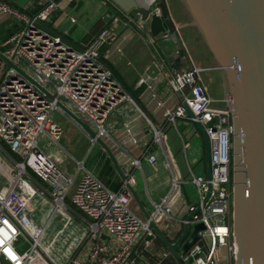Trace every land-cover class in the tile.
Returning a JSON list of instances; mask_svg holds the SVG:
<instances>
[{
    "label": "built area",
    "instance_id": "built-area-1",
    "mask_svg": "<svg viewBox=\"0 0 264 264\" xmlns=\"http://www.w3.org/2000/svg\"><path fill=\"white\" fill-rule=\"evenodd\" d=\"M58 8L56 0H47L38 14L29 17L0 0V17H15L25 25L0 48V53L24 72L14 67L6 70L7 62L0 58V142L14 157L10 161L12 164H6V175L0 178L6 180V183L0 180V264H64L44 246L47 226L38 223L31 209L37 196L49 197L54 214L76 215L87 223V239L92 244L87 259L72 258L65 264H140L139 256L152 247L158 235L150 230L149 221L132 207L134 198L128 189V185L132 186L128 168L123 171L126 178L123 188L114 191L87 170L83 162H77V174L81 173V177L76 181V177L62 170L39 145L40 138L47 136L60 146L62 129L50 119L54 112L65 115L58 101L96 133V137L87 134L92 144L109 135L107 124L120 105L135 102L102 55L104 46L114 39L110 31L102 30L85 46L74 45L66 40V32H54L47 26ZM118 19L114 17L115 22ZM163 37L169 39L170 35L167 33ZM205 71L192 63L172 76H164L172 95L178 98L174 108L165 109L164 120L174 127L178 120L201 125L211 147L210 179L207 175H195L188 166L190 181L198 194L197 204L191 205L188 212L200 210L191 220L183 219L181 223L190 226V234L199 224H203L205 230L198 233V240L188 250L182 251L181 260L183 264H221L224 259L221 250L226 249L231 260L226 264H235L234 126L231 112L213 106L216 101L204 83ZM161 107L163 102L158 103V108ZM148 118L153 142L162 144L163 128ZM182 144L186 153L190 143L182 138ZM147 159L151 166L157 161L153 154ZM166 159L173 174L166 198L160 202L151 201V216L156 223L159 216L174 220L170 202L186 182L176 173L167 155ZM131 166L142 167L137 159ZM72 190L74 194L69 199ZM21 236L29 243L25 251L16 247ZM105 237L113 241L107 242ZM188 241L192 242V238L188 237ZM200 241L205 252L198 244ZM141 244L143 248L136 251ZM170 257L169 251L164 252L155 264H164Z\"/></svg>",
    "mask_w": 264,
    "mask_h": 264
},
{
    "label": "crops",
    "instance_id": "crops-1",
    "mask_svg": "<svg viewBox=\"0 0 264 264\" xmlns=\"http://www.w3.org/2000/svg\"><path fill=\"white\" fill-rule=\"evenodd\" d=\"M1 1L22 14L32 17L43 9L47 0ZM56 1L59 3V8L47 26L54 32H60L61 28L70 19L71 24L69 29L76 28L73 34L81 31L84 37L79 41L68 38V36L66 38L79 47L89 44L102 30L108 29L114 39L109 40L102 49L104 60L127 91L130 94L136 95L140 103H137L136 100L135 102L123 103L115 110L107 124L109 135L102 138V141L114 155L118 164L117 167L101 144L98 142L92 144L87 133L61 113L66 118L64 125L77 131L89 143L91 150H89L87 155L85 153L81 160H75L74 166H71L69 162L65 147L58 148L59 155H56L52 151H45L54 158L62 170L68 175L76 177V181L81 177V173L77 174V162H83L87 170L91 171L114 191L123 188V171L128 168L132 187L139 195L146 209L148 211L151 209L149 212L152 213L153 207L151 201L160 202L164 200L170 189L173 170H170L167 166L166 155L171 159L176 173L185 181L178 162L177 152L181 146L183 150L182 138L190 143L191 138L189 137L197 132L200 133L197 126L189 121L178 120L174 127L164 120L165 109L174 108L178 103V98L172 95L164 76H172L176 71L187 69L194 63L185 41L184 32L186 28L178 30L175 35L176 37L169 34V39L164 38L163 35L153 38L148 22L141 21L139 16L124 12L112 0ZM139 1L147 6L153 0ZM165 1L175 26L178 27L185 24L187 21L179 19L180 16L174 13L170 4L171 0ZM112 7L118 10L122 19L117 15L118 13L115 14ZM114 17L119 18L118 21L115 22ZM24 26V22L15 17H0V30H4L5 32L2 38H0V48L5 41L23 29ZM154 64L157 65L160 74L156 78H151V76L147 75V72ZM153 94L155 97H153ZM159 102H163V107L158 108ZM220 102L215 107L225 108L223 96ZM140 107L156 124H159L163 128L164 138L162 144L153 142V133L148 123L149 118L142 112ZM180 124L184 128V134L179 129ZM59 125L62 129V140L64 129L61 124ZM134 139L137 140L136 143H134ZM67 144L70 145V148L74 146L71 142ZM73 150L75 149L73 148ZM150 154L155 155L157 158L154 166H151L148 162L147 156ZM187 154L190 155L192 162L196 163L201 156V151L193 148L190 144L186 153L184 152L187 166L191 167L186 158ZM13 158V154L9 148L0 142V178L6 175L4 170L6 169V164L10 163L9 161ZM136 159L140 160L141 169L131 166V162ZM203 159L206 166L205 146ZM0 180L4 181V179ZM4 183H6V180ZM170 205L174 220L169 221L165 216H159L157 224L168 239L171 242H175L184 231L185 226L181 223V220L187 219L190 215L188 208L193 205L186 202L183 185L181 186L180 193L175 199L171 200ZM132 207L140 217L145 218L135 200L132 203ZM76 219L79 220L77 217ZM79 221L82 224L81 227L85 228L87 233V223L84 220ZM110 241H113V239H109L107 242ZM141 248H143L142 244L136 251ZM167 251L168 249L158 236L154 240L152 247L149 250H145L144 254L139 256V263L155 264L162 253ZM182 251V249H179L180 254ZM80 257L87 259V254L85 256L80 254L77 258ZM164 264L177 263L173 257H170L164 261Z\"/></svg>",
    "mask_w": 264,
    "mask_h": 264
},
{
    "label": "water",
    "instance_id": "water-1",
    "mask_svg": "<svg viewBox=\"0 0 264 264\" xmlns=\"http://www.w3.org/2000/svg\"><path fill=\"white\" fill-rule=\"evenodd\" d=\"M112 1L124 12L148 22L153 38L167 33L176 37L178 30L192 28L208 51L219 72L223 102L232 114L234 126L232 184L233 240L237 245L235 264H264V0H180L189 20L178 27L170 16L165 0H153L147 6L139 0ZM70 24L69 19L60 32L71 36L76 28L69 29ZM0 58L7 62L6 70L14 67L24 74L1 53ZM159 74L156 64L147 72L151 78ZM36 85L54 99L43 87ZM58 106L81 130L96 137L90 126L68 106L60 101ZM196 126L205 141L207 178L210 179V141L204 128L199 124ZM97 142L105 148L117 167L111 150L102 139L98 138ZM123 180L126 178L123 177ZM128 189L149 221L150 230L156 232L176 263L183 264L179 249L188 250L205 226H195L190 234L191 228L187 224L178 240L171 242L152 219L135 189L131 185H128ZM199 210L190 214L187 220H191ZM188 237L192 238V242L188 241ZM198 244L205 252L203 242Z\"/></svg>",
    "mask_w": 264,
    "mask_h": 264
},
{
    "label": "rangeland",
    "instance_id": "rangeland-1",
    "mask_svg": "<svg viewBox=\"0 0 264 264\" xmlns=\"http://www.w3.org/2000/svg\"><path fill=\"white\" fill-rule=\"evenodd\" d=\"M170 2L174 13L180 16L179 19H185V21L188 22L189 17L184 11L180 0H171ZM112 9H114L115 14L118 13L117 15L120 17V19H122V16L119 15L118 10L114 7H112ZM4 33V30H0V38H2V35ZM184 33L185 41L189 49V53L193 58L194 64L204 68V64H206L205 60H209V63L213 66L214 64L209 57L208 51L202 44L201 40L197 38L196 31L192 28H186ZM83 37L84 34L81 31H77L75 34L68 36V38H71L75 41H79ZM68 40L71 42L70 39ZM203 79L207 89L209 90L210 96L216 101L213 106L220 104V99H222L221 86L219 84H214L215 80L213 81L211 76L209 74H206V72L203 73ZM50 119L62 125L64 129V137L60 141V146H58L53 144L49 137L42 136L39 140V145L46 151H52L56 155L59 153L58 148L65 147L68 153H66V155L69 158V162L71 166H74L75 160H81L82 156H84L85 153L87 155L89 150H91L89 143H87L77 131L64 125L66 118L63 117L59 112L52 113ZM179 129L184 134L185 131L181 124L179 126ZM189 138H191L190 144L192 145V147L197 148L201 151V156L198 162L193 163L190 155L187 154L188 163L191 165V168L193 169L195 175H206V166L203 159L205 146L204 139L199 132L193 134ZM70 142L72 143V145H74L73 148L75 150H73V148H70V145L67 144ZM177 157L181 167V171L184 174L186 181L183 184L184 198L189 204H197V189L190 181L189 169L185 159L184 151L182 150V146L177 152ZM73 194L74 190L71 191L69 199H71ZM31 209L32 215L38 221V223L40 225L47 226L46 236L43 243L46 249L49 250L56 259L65 264L69 259L71 260L72 258H77L78 256H80V254L82 256L88 254L92 244L90 241H88L86 229L81 227L82 224L79 220L76 219V215L70 216V214L65 212H57L54 214L53 207H51V202L49 201V197L43 199L41 196H37L32 202ZM150 210L151 209H149V211ZM156 220H158V218H156ZM104 240L109 241V239L107 238H105ZM16 247L19 251H25L29 248V243L24 236H21ZM221 254L224 257L221 264L229 263L230 259L228 257L227 250H221ZM80 259L84 258L80 257Z\"/></svg>",
    "mask_w": 264,
    "mask_h": 264
},
{
    "label": "flooded vegetation",
    "instance_id": "flooded-vegetation-1",
    "mask_svg": "<svg viewBox=\"0 0 264 264\" xmlns=\"http://www.w3.org/2000/svg\"><path fill=\"white\" fill-rule=\"evenodd\" d=\"M209 59V58H207ZM206 64H204V68L206 69V74H209L213 81L215 80L214 84H219L220 85V75L216 67L211 65L209 60H205ZM209 91V90H208Z\"/></svg>",
    "mask_w": 264,
    "mask_h": 264
},
{
    "label": "trees",
    "instance_id": "trees-1",
    "mask_svg": "<svg viewBox=\"0 0 264 264\" xmlns=\"http://www.w3.org/2000/svg\"><path fill=\"white\" fill-rule=\"evenodd\" d=\"M198 38H199V37H198ZM118 80H119V79H118ZM119 81H120V80H119ZM131 95H132V97L134 98V100H136L137 103H140L136 95H134V94H131Z\"/></svg>",
    "mask_w": 264,
    "mask_h": 264
}]
</instances>
